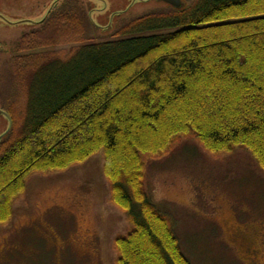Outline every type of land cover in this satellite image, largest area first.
Wrapping results in <instances>:
<instances>
[{"label": "trees", "instance_id": "trees-1", "mask_svg": "<svg viewBox=\"0 0 264 264\" xmlns=\"http://www.w3.org/2000/svg\"><path fill=\"white\" fill-rule=\"evenodd\" d=\"M67 20L52 16L18 52L55 46ZM117 37L14 58L24 107L0 139V224L33 173L102 151L110 199L131 224L115 238L116 264H192L146 192L147 161L184 135L212 154L244 148L264 171V0H194Z\"/></svg>", "mask_w": 264, "mask_h": 264}, {"label": "rangeland", "instance_id": "rangeland-1", "mask_svg": "<svg viewBox=\"0 0 264 264\" xmlns=\"http://www.w3.org/2000/svg\"><path fill=\"white\" fill-rule=\"evenodd\" d=\"M181 1L187 7L194 0ZM173 9L180 8L161 0H0V139L16 108L24 107L16 56H65L75 36L81 43L115 40L135 18ZM65 15L70 20L55 46L18 52L23 35ZM103 160L100 151L64 171L28 178L11 219L0 224V264H116L115 238L131 224L110 199ZM145 189L172 221L192 264H264V171L249 151L212 154L180 136L167 153L147 161ZM235 230L257 249L254 261L244 258Z\"/></svg>", "mask_w": 264, "mask_h": 264}, {"label": "flooded vegetation", "instance_id": "flooded-vegetation-1", "mask_svg": "<svg viewBox=\"0 0 264 264\" xmlns=\"http://www.w3.org/2000/svg\"><path fill=\"white\" fill-rule=\"evenodd\" d=\"M245 233L242 231V230H235V233H234V237L236 238L235 239V242H239V245L244 247L245 248V255H244V258L248 261V260H252L254 261L255 258L257 257L258 255V251L256 248H254L253 246L249 245L248 244V241H245ZM244 237V238H243ZM247 242V243H246Z\"/></svg>", "mask_w": 264, "mask_h": 264}, {"label": "water", "instance_id": "water-1", "mask_svg": "<svg viewBox=\"0 0 264 264\" xmlns=\"http://www.w3.org/2000/svg\"><path fill=\"white\" fill-rule=\"evenodd\" d=\"M164 1L172 6H174L175 8H181L183 6V3L181 0H161Z\"/></svg>", "mask_w": 264, "mask_h": 264}]
</instances>
